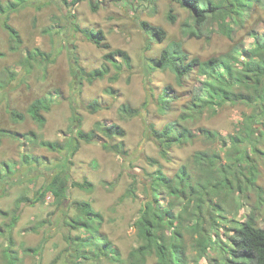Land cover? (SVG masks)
<instances>
[{
	"label": "rangeland",
	"instance_id": "374dc122",
	"mask_svg": "<svg viewBox=\"0 0 264 264\" xmlns=\"http://www.w3.org/2000/svg\"><path fill=\"white\" fill-rule=\"evenodd\" d=\"M170 8L177 16L175 22L167 18ZM2 18L0 48L5 57L0 59V264H10L11 258L16 259L15 264H53L60 252L69 246L68 236L76 237L69 246L75 252L80 243L78 236L88 235L85 227H72L75 219L82 222L85 216L77 206L80 201H89L100 213L102 219L96 216L91 226L100 224V233L105 234L127 259L131 249L140 242L136 221L146 199L144 183L148 182L150 174L160 171L173 176L181 165L193 166L189 159L195 150L207 147L200 139L174 146L169 158L160 154L157 141L149 136L148 125L162 128L176 119L193 94L204 92L203 77L193 71L179 84L170 69L150 71L147 58L159 56L165 46L176 42L191 57L205 59L236 52L238 58L245 61L256 33L264 31V7L253 3L245 7L243 15L229 16L227 23L233 29L231 37L228 30L224 32L219 18H210L203 26L202 36L196 37L189 35L193 14L178 1L81 0L73 4L72 0L67 3L64 0H29L27 7L10 16V23L21 34L19 48L14 47L11 35L2 26ZM142 20L163 26L167 30L164 41H156L148 48L150 39L140 26ZM77 26L102 29L113 48L129 52L133 67H124L117 81L111 77L93 82L86 78L77 80L72 72V61L77 60L79 66L89 71L104 62L105 53ZM34 48L52 54V58L36 57L26 62L28 50ZM118 62H122L121 57ZM111 66L113 74L116 67ZM167 85L173 86L168 96L174 99L171 98L167 111L161 112L158 97L166 94ZM37 98H43L51 106L49 112H44L47 118L44 126L28 111ZM96 102L100 108L92 111V105H98ZM255 108L246 103H227L216 111H206L196 128L216 130L229 145L224 147L222 141H218L210 146L225 154L224 148L232 147V137L238 136V132L247 138L243 121ZM10 109H17L22 116L15 121ZM75 113L79 122L74 126L75 137L79 138L80 128L90 131L97 122L102 125L116 123L126 134L114 138L113 142L123 140L127 153L107 151L101 144L103 139L93 143L79 139V148L74 154L44 145L46 141L62 144L70 141ZM254 121L257 123L251 135L253 142L244 146L249 157L239 168L245 182V174L250 175L251 165L256 164V179L245 190L222 194L223 204L213 211L218 222L208 223L210 237L204 243L184 228V253L189 264H232L233 226L235 222H244L251 212L255 213L257 224L264 227V118L258 116ZM233 165L238 166L237 163ZM60 169L66 170L74 181L86 182L91 187L70 186L67 201L62 205L55 201L51 192L35 204L21 199L34 197ZM133 183L137 192L129 193ZM162 193L160 202L164 207L169 196L166 189H162ZM15 216H19V220L14 223ZM29 247L35 251L25 250ZM86 249L89 250L88 245ZM95 261L90 257L81 264ZM102 263L111 264L104 258ZM146 264H156V256L149 257ZM239 264L247 263L242 259Z\"/></svg>",
	"mask_w": 264,
	"mask_h": 264
},
{
	"label": "trees",
	"instance_id": "16d2710c",
	"mask_svg": "<svg viewBox=\"0 0 264 264\" xmlns=\"http://www.w3.org/2000/svg\"><path fill=\"white\" fill-rule=\"evenodd\" d=\"M67 3V0H64ZM81 0H72L73 4ZM178 1L183 6L190 9L193 14V24L189 28V35L201 37L203 26L210 18L222 19L221 26L224 32L228 30V35L232 36V26H229L227 20L229 16L244 14L245 7L253 3L264 7V0H171ZM29 0H0V17L2 26L11 35L15 48L22 45L20 31L10 23V16L27 7ZM167 18L171 22L177 20L173 8L169 9ZM230 21V20H229ZM141 28L145 31L149 41L147 47L150 48L156 41H164L167 37V30L163 26L154 25L147 20L140 22ZM86 37L95 43L99 48L105 50L103 54L104 62L91 70H85L79 66L77 60L72 61L73 75L75 78H86L90 82L98 79L111 77L114 81L119 80L124 67L131 69L132 58L129 52L123 48H113L107 40L106 34L102 29L82 28L77 26ZM254 45L249 49V58L245 61L240 60L236 54L225 53L220 56H210L201 58L199 56L191 57L185 51L180 43L171 42L165 46L159 56L147 58V67L150 71L157 69H170L175 73L177 82L183 83L191 72L195 71L203 77L202 88L204 92L193 94L184 104L180 115L162 128H157L154 124L148 125V133L157 141L160 154L164 158H169L170 150L174 146H183L189 142L197 140L203 141L207 147L195 150L190 156L193 166L183 164L173 176H167L158 171L150 174L148 182L144 183V192L146 199L140 208V214L136 221L137 232L140 242L133 247L128 254L127 259L123 258L121 251L113 247V242L105 235L101 234L100 224L91 226L95 217L99 220L102 216L96 211L89 201L77 202L79 210L85 214L82 222L72 223V227L79 226L88 229L87 237L78 236L75 252H72L69 246L73 245L76 237L68 236L69 246L60 252L53 264H81L90 260V257L97 260L92 264H103L102 259H106L111 264H146L149 257L156 256V264H189L185 256V238L184 228L197 235V240L204 243L209 238L208 223L217 224L218 218L213 216L215 207L223 204L222 194L238 190H245L247 185L255 181L254 170L256 164H252L250 175L245 174V182L242 178L240 165L249 157L246 151V143L253 142L252 134L255 130L256 117L264 118V31L256 33ZM41 57L37 56L40 55ZM5 57V52L0 48V59ZM44 59L52 58V54L45 53L40 48L28 50L25 59L31 58ZM118 57L122 62H118ZM44 62V61H43ZM116 67L112 74V66ZM14 77H12L13 79ZM82 83V80H80ZM173 88L172 85L165 87L166 94L158 97L159 109L161 112L167 111L170 107V101L173 97L168 96V92ZM230 104L246 103L255 105L252 114H246L243 121L244 131L247 138H243L239 132L238 136L232 137V147L224 148V153L218 151L211 144L222 141L224 147L229 144L226 139L213 129L207 127H197L196 124L202 119L208 110H215L219 107ZM92 105V111H97L100 104L96 102ZM51 110L50 103H45L43 98H37L33 101L28 111L33 119L38 120L44 126L47 122L45 113ZM45 112V113H44ZM10 116L15 121L22 116L17 109L9 110ZM77 114L72 117L70 141L66 144L59 142L46 141L44 145L62 151L75 153L80 141L99 142L107 151H115L126 154L124 142H113L116 137H124L126 130L119 124L102 125L97 122L90 131L78 130V137L74 135V126L77 121ZM34 135V133H32ZM31 134V135H32ZM103 134L107 139L101 135ZM239 138V139H236ZM209 145V146H208ZM65 146V147H64ZM231 146V145H230ZM245 146V147H244ZM67 160L68 157L66 158ZM66 159L64 161H66ZM226 161V164L224 163ZM237 163L238 166L233 165ZM62 164L59 165L61 167ZM9 169V168H8ZM7 169V170H8ZM78 186L80 188H89L90 184L74 181L67 171L60 169L55 173L48 183L41 186L34 197L21 198L24 202L35 204L45 199L51 191L55 196V201L64 204L68 188ZM162 189H166L169 200L166 206H162L160 197L163 195ZM137 186L132 184L129 193H136ZM20 200V199H19ZM18 203L20 208L21 203ZM219 201V202H218ZM179 208L177 211L176 209ZM4 212V211H3ZM94 215V216H93ZM13 222L19 220V216L13 218ZM187 223H189L187 225ZM10 227V224H8ZM169 229V232L167 233ZM234 234L231 236L234 245L233 252L230 254L232 264H239L244 260L247 264H264V227L257 224L255 213L247 215L244 222H235ZM88 245L89 250L86 249ZM25 250L35 251V248L29 247ZM41 253V252H39ZM90 255V256H89ZM81 259H83L82 262ZM10 264H15L16 259L11 258Z\"/></svg>",
	"mask_w": 264,
	"mask_h": 264
},
{
	"label": "clouds",
	"instance_id": "9594fccd",
	"mask_svg": "<svg viewBox=\"0 0 264 264\" xmlns=\"http://www.w3.org/2000/svg\"><path fill=\"white\" fill-rule=\"evenodd\" d=\"M50 192H51V191H50ZM50 192H49V193H50ZM51 193H52V192H51ZM52 194H53V193H52ZM47 195H48V194H47ZM53 195H54V194H53ZM54 198H55V196H54Z\"/></svg>",
	"mask_w": 264,
	"mask_h": 264
}]
</instances>
